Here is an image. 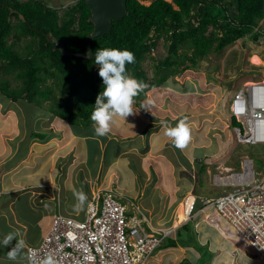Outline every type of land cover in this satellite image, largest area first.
I'll return each instance as SVG.
<instances>
[{
  "label": "rangeland",
  "instance_id": "1",
  "mask_svg": "<svg viewBox=\"0 0 264 264\" xmlns=\"http://www.w3.org/2000/svg\"><path fill=\"white\" fill-rule=\"evenodd\" d=\"M47 1L51 4L57 5L58 7L60 6V12L72 3L71 0ZM143 2V4L149 3V1ZM259 26H261L264 31V18L261 19ZM208 30L210 31L211 27H209ZM166 47V41L159 38L155 47L146 53L141 62V66L144 69L145 76L147 78V87L141 93L142 96L139 99L134 100L133 107L137 110L136 114L127 117L126 120L121 117H115L111 125V129L113 130L122 131L123 129L127 132V141H131L130 148L127 147L124 149L118 147L115 141L119 139H117L114 132L110 130V132L103 138H105L106 143L108 141V147L106 148H114V153L112 154L113 156L111 153H108L107 159L106 156L103 158L100 154L98 155L99 157H94L96 154L92 156V158L94 157L93 159H97L98 162L103 159L99 162V165L95 169L96 173H98L94 178V183L98 182L95 184L94 187H96V189H94L92 193L95 190L113 189V191L120 195L118 196V199L122 201L123 204L127 205L126 207L129 208V212H131L132 208L138 207L151 220V222L155 224L156 227L161 228H165L169 225L173 226V221L175 220L176 215L180 216V220L175 224L178 225L184 223H181V210L179 211L178 209V207L182 205V201L179 199L175 202H170L168 198V196L171 197V194L168 191L171 188L172 180L174 181L173 174H176L179 169H182V171L179 172L180 180L183 182H186L187 180V182L191 183L194 181L195 187L193 191L197 195H201L207 190L221 193L224 188H217L216 186L213 187L210 183L212 173L216 172L217 168L222 169L232 167L234 169H238L239 160L243 155H248L253 158L254 168L258 174L261 175L264 173V147L261 145H244L237 143L233 133L228 129L226 118L229 117L228 106L230 97L236 86L238 84L241 85L248 79H253L255 81L264 79V36H259L257 41L249 38L238 39L233 44H229L224 47L220 52L209 53L206 57L201 59L197 65L194 64L187 69L183 66L178 67V71L176 73L169 75L166 79L149 89V84L155 82L156 79L155 72L157 73L158 71L156 63L157 61L162 60L166 55ZM256 58H258V60ZM97 69L98 66L96 64L93 65L90 71L91 73L86 79H84L83 77L85 71L81 66L77 65L74 67L73 77L76 81L81 80L85 87H88L89 80H91L93 76H96L95 74ZM129 75L132 76L131 73H129ZM3 79L8 80L12 87L17 86L20 83L19 80L14 78L13 73L0 69V81ZM56 82L59 83L60 80L58 79ZM46 83L47 85L53 87V94L59 102H63L67 98L65 92L66 90H63L61 94L59 89L62 87L60 86L59 88V86H55L53 78L48 79ZM49 103L52 104L50 101H44L42 106H38L36 104H28L27 102H23L21 100L11 102L0 93L1 129L3 128L5 131L11 128L14 129L13 123L16 122V127L20 130V133L23 131V133L27 134L33 131L43 133L46 134L45 141L49 138L50 134L57 135L58 131L56 130L58 129L63 135L62 141H65V139H67V132L64 128L62 129L64 123L57 116H54L45 110ZM145 105L149 106V111L144 109ZM68 107L70 110H73L72 102L69 103ZM181 120L184 121L189 130V142L187 141L182 149L177 148L172 144L170 138L164 134L165 129L161 123L163 121L168 122L171 125H175ZM142 123L143 125L146 124V126L142 127ZM71 128L77 136H81L87 131L94 132V125H75L71 126ZM140 128H144V135L141 134L142 131L136 132ZM211 136L213 138L215 136L216 144L215 142L210 141ZM144 137H146V139H143ZM138 138H140V140H137ZM14 139L15 137L13 136L8 141L12 150H14L15 145ZM93 139L97 140V143H103L100 137ZM21 142V147L27 148V141L23 140ZM72 142L74 144L76 141ZM150 142H153V144L155 142H162V144L165 143L168 145L164 147L165 149L163 148V152H158L154 148L152 153H150ZM202 142H205L206 144ZM78 143H80V141L76 142V144ZM213 144L218 146L214 147L215 150L211 147ZM81 145L82 149H86V156H88L87 145L93 146V144H89L87 140V145L85 142L81 143ZM95 145L97 146H94V148L92 147L91 149L98 151L100 148H103L102 144ZM77 147L79 149L78 151H80L79 153L81 154L80 145H77ZM174 148H177L178 150H175ZM203 149L205 153L202 151ZM73 150L74 148H72L69 155H64L65 151H62L61 154L64 155V158L70 157L72 159L73 157L71 156V152ZM130 150H135V152L129 153ZM103 151L104 150L101 152ZM191 154L192 157L194 156L193 159L195 162H191L190 164L188 157H190ZM214 156L216 157L211 160L210 158ZM120 158L126 160L133 159L132 164L136 170L135 178L128 176L126 173L120 176L121 172L124 173L126 172L124 170H127L123 166L124 163ZM181 158L183 159L180 160ZM114 159H120L121 161H119L116 165L118 168L111 166V162ZM198 160L202 161L200 167H198ZM103 161L105 162V165H103ZM151 161H154L152 166L149 165ZM182 161H185L188 165H185L184 167L182 165H179L181 167L174 166V164H178L179 162L182 163ZM88 162L89 161H87V163ZM75 168H77V171L79 170L80 167L78 163L75 165ZM146 172L147 174L145 175ZM23 175L25 174L20 173L18 176ZM143 175V183H146L147 185L149 184L150 187L155 185L158 190L146 188L145 191L142 192L141 189L139 190L137 187V195L133 196V192L130 191L133 187V182L134 180L135 182L138 180L142 181L138 177ZM77 177L79 178V176ZM79 181H81V179H79ZM81 182L77 183L78 189L79 191H83L87 194L88 191L86 190V187H81ZM58 186L59 191H55L59 198V200L55 198L59 207L57 210L64 212H70L73 210L72 213H74L76 211L75 206L78 203L74 196V192H77L78 189L76 188V191L72 189L68 190L69 195L65 194L66 197H64L60 193L61 183ZM166 186L168 187V190L161 189ZM123 191H126V193ZM164 192H167L166 194H168V196L164 197ZM170 199H172V197ZM162 200H164V203H169L174 213L166 215V212L163 213L162 211L161 217L154 216L156 209L160 208ZM54 205L56 204L54 203ZM84 207L85 206H83L81 210H78V212L82 213ZM151 207H153V210H151ZM164 216L167 218L166 220L162 218ZM192 218L186 225V228L189 230L193 229L191 226L193 223V221H191ZM0 225L3 228L6 227L3 225V221L1 220ZM181 232L182 231L179 230L181 236L186 240L187 235ZM24 237V241L26 243V235H24ZM236 240L239 242L238 237ZM245 247L248 248L246 245L241 246L240 248L243 249ZM158 248L151 254L145 264L149 261L151 262L152 260L153 262L151 264L158 262V260V264H166L169 262L168 254L156 255L159 250Z\"/></svg>",
  "mask_w": 264,
  "mask_h": 264
},
{
  "label": "trees",
  "instance_id": "2",
  "mask_svg": "<svg viewBox=\"0 0 264 264\" xmlns=\"http://www.w3.org/2000/svg\"><path fill=\"white\" fill-rule=\"evenodd\" d=\"M71 1V5L60 12V6L47 0H0V69L13 73L20 81L12 87L8 80H1L0 93L12 102L21 100L42 106L44 101H50L52 104H48L47 112L63 123L77 126L93 123L90 116L96 97L103 90L99 69L89 80L88 87L73 77L77 65L85 71L83 78L88 77L95 65V50H131L136 60L126 65V71L146 84L141 62L159 38L165 40L167 52L156 63L158 71L155 72V82L149 84L150 89L176 73L183 64H197L209 53L220 52L238 39L257 41L259 36H264L263 28L259 26L264 18V0H151L149 4L142 3L147 0H126L127 14L112 21L110 32L91 40L94 57L85 58L78 54L84 52L85 38L93 29L89 20L91 12L85 0ZM46 35L59 40L70 54H64ZM181 49L183 52L179 53ZM50 78L54 79L55 86L62 87L59 89L61 94L66 90L67 98L63 102L55 98L53 87L47 85ZM58 79L59 83L56 82ZM141 93L135 99H139ZM70 102L73 110L68 107ZM228 116V129L231 130L238 122L229 110ZM62 127L67 134L70 133L68 125L64 123ZM111 131L122 138L128 135L123 129ZM144 132L143 129L141 134ZM31 137L43 139L46 134L33 131L26 136L27 139ZM166 145L163 143L162 148ZM80 148L84 157L81 145ZM162 148L155 146L158 152ZM153 162L149 165L152 166ZM198 162L200 167L202 161ZM184 165L188 164L185 162ZM167 240L168 245H175L174 239L168 237Z\"/></svg>",
  "mask_w": 264,
  "mask_h": 264
},
{
  "label": "crops",
  "instance_id": "3",
  "mask_svg": "<svg viewBox=\"0 0 264 264\" xmlns=\"http://www.w3.org/2000/svg\"><path fill=\"white\" fill-rule=\"evenodd\" d=\"M13 125L14 129L11 128L7 131L3 128L1 129L0 127V220L3 221V225L6 226L3 228L0 225V239L10 232L19 233L20 235L18 238H22L23 240L25 238L24 235H26L24 249L25 259H18L17 264H27L25 254L26 247L29 246V244H36L41 240L43 234L48 228L51 216L58 211L57 209H59L58 202L55 201V198L59 200L58 194L55 192L57 188L59 189L58 185L61 183L60 193L64 197H66L65 194L69 195L68 190L72 189L76 191V188L78 189L77 183L83 180L86 181L81 182V187H87L88 189L91 188L90 190L93 191L96 189L94 186L98 182L94 183V178L98 173H96L95 169L99 165V162L103 160L101 159L98 162L97 159L93 158L99 157L98 155L100 154L103 158L106 156L107 159L108 153H111V155L114 153V148H106L108 147V141L106 143L105 138L103 137H100L103 143H97V140L93 139L97 137L92 131H87L81 136H77L73 132L71 126L69 127L70 133L66 135L67 139H65V141H62L63 135L58 129L56 131H58V134L60 135L50 134L49 138L45 141V137L43 139H39L37 137L27 139L26 136L29 134L23 133L24 131L20 133V130L16 127V122L13 123ZM143 129L144 128H140L136 132H141ZM114 135L117 139H119L115 141L118 147L124 149L127 147L130 148L131 141H127L126 137L122 138L115 133ZM13 136L15 137L14 150H12L8 143L9 139ZM143 139H146V137ZM215 139V136L214 138L212 136L210 137L211 142H215ZM23 140L27 141V148L21 147V141ZM87 140L88 143L93 144V146H88ZM72 141H80V143L85 142L89 155L86 156V149H83V157L79 153L80 151H78L79 149L77 147V145L81 144H76V142L73 144ZM94 143L98 145L102 144L103 148H100L101 150L99 149L98 151L91 149L92 147L94 148V146H97ZM161 145L162 142H155L154 144L153 142H150V153H152L155 146H157L158 149L160 147L162 148ZM215 146L218 147L214 144L211 146L213 147V150H215ZM72 148H74L71 152V156L73 158H64V155H69ZM163 148L160 149L161 151L159 152H163L165 149ZM102 150L104 151L101 152ZM62 151H65L64 155L61 154ZM202 151L204 152V149ZM132 152H135V150H130L129 153ZM92 156L94 157L92 158ZM188 158L190 164L191 162H195L192 154ZM120 159H122L124 163L123 166L127 169L124 170L126 172H121L120 176L126 173L128 176L135 178L136 170L132 164L133 161L123 158ZM120 159L112 160L113 163L111 162V166L115 168ZM182 159L183 158L180 160ZM87 161H89V165ZM77 163L80 167L78 171L77 168H75ZM182 163L179 162L178 164H174V166L182 165L184 167L185 161H182ZM103 165H105V162ZM181 171L182 169H179L176 174H173L172 172L174 181L172 180L171 188L168 191L171 194L172 199H170L171 197L166 194L167 192H164V197L168 196L170 202H175L179 199L182 201V205L178 207L179 211L181 210L183 203L190 196L206 197L216 196L219 194L214 191L211 192L210 190H207L206 192L204 191L203 194L197 195L193 191L195 187L194 181L191 183L187 182V180L186 182L180 180L179 172ZM20 173H24L26 177L25 175L18 176ZM146 174L147 172L145 175ZM77 176H79V178ZM142 177H144V175L141 177L139 176L138 178L142 180ZM79 179H81V181H79ZM137 187L139 190L141 189L142 192L145 191L146 188L158 190L155 185L150 187L149 184L147 185L146 183H143V180H138L136 182L134 180L133 187L130 189V191L133 192V196L137 195ZM167 188L168 187L166 186L161 189ZM77 191H79V189ZM123 192L126 193V191ZM115 195H117V197L120 196L116 192ZM88 197H90V195ZM88 200L89 198L84 206L87 205ZM54 203L56 205H54ZM199 205L200 204H198V206ZM151 210H153V207H151ZM162 211L163 213L166 212V215L174 213L169 203H164V200L160 203V208L156 209L154 216L161 217ZM72 212L73 210L67 213ZM74 213L79 212L76 210ZM195 215L196 216L191 220L193 221L191 224L193 229L189 230L186 228L187 223L190 221H186L183 224H175L180 220L179 215L175 216L173 226L169 225L165 227L174 228L173 232L168 236L175 240V245H168L167 236L163 244L158 248L159 250L156 255L168 254L169 262L166 264H263L257 259V256L252 248L213 209H207L204 212L196 213ZM162 218L164 220L167 219L165 216ZM153 225L155 226V224ZM179 230L187 235L186 240L181 236ZM237 237L239 238V242L236 240ZM14 243L15 241H13V244ZM244 245L248 248H240ZM10 247L11 245L7 248H0V264H14V262L8 261L6 256ZM149 262L147 264H151L153 260L150 263ZM158 262L153 264H158Z\"/></svg>",
  "mask_w": 264,
  "mask_h": 264
},
{
  "label": "built area",
  "instance_id": "4",
  "mask_svg": "<svg viewBox=\"0 0 264 264\" xmlns=\"http://www.w3.org/2000/svg\"><path fill=\"white\" fill-rule=\"evenodd\" d=\"M230 99V114L241 124L232 127L236 140L264 144V80L244 83ZM240 162L245 178L234 172L214 175L216 187L224 190L201 203L221 199L215 206L219 214L227 217L245 242L264 256V173L254 175L256 170H250L252 158L244 156ZM105 191L103 197L108 195L102 202L92 193L95 200L85 206L83 213L55 212L38 245H30L28 254L37 262L51 254L56 264H145L173 230L155 227L138 207L129 213L127 205L112 195V189ZM184 207L181 223L201 211L196 210L195 199L185 202Z\"/></svg>",
  "mask_w": 264,
  "mask_h": 264
},
{
  "label": "clouds",
  "instance_id": "5",
  "mask_svg": "<svg viewBox=\"0 0 264 264\" xmlns=\"http://www.w3.org/2000/svg\"><path fill=\"white\" fill-rule=\"evenodd\" d=\"M147 1H149V3L151 2V0ZM142 3L144 2L142 1ZM182 52L183 51L181 49L179 53ZM189 54L190 52L188 51V55ZM135 60V54L126 48H100L99 50H95V64L98 66V75L102 79L103 83V90L97 95L94 108L90 116V119L93 122L90 125H94V133L97 137H104L110 132L111 125L115 117H121L126 120L127 117L135 115L137 112V110L133 107L134 100L139 93L147 87V85L143 81L130 76L126 71V65L135 63ZM183 66L187 69L193 65L186 66L183 64ZM248 81L255 80L248 79L241 85ZM241 85L238 84L234 91ZM148 107V105H145L144 109L149 111ZM64 123L69 127L72 126L69 122ZM161 123L165 129L164 134L170 138L172 144L175 147L182 149L189 139V130L184 121H178L175 125H171L168 122L163 121ZM230 131L232 132V128ZM244 156L245 155H243V157ZM86 190L88 191L87 194L83 191L74 192V196L78 201L75 206V210H81L88 199L87 196L92 194V191L87 187ZM56 191L58 192L59 189L57 188ZM61 212L66 213L64 211ZM19 235V233L10 232L0 239V248H7L11 245L10 249L6 253V256L7 260L14 262V264H17L18 259H25V241L22 238H18ZM13 241H15L14 244ZM26 259L27 264H56V260L51 254L47 255L39 262H37L36 258L32 254H28Z\"/></svg>",
  "mask_w": 264,
  "mask_h": 264
},
{
  "label": "water",
  "instance_id": "6",
  "mask_svg": "<svg viewBox=\"0 0 264 264\" xmlns=\"http://www.w3.org/2000/svg\"><path fill=\"white\" fill-rule=\"evenodd\" d=\"M85 2L91 12L89 20L93 23V29L85 38L84 52L78 56L92 58L94 55L91 49V40L110 32L112 21L120 20L127 14V5L126 0H85ZM46 36L49 41H54L56 47L60 48L64 54H70L66 52L59 40L51 35Z\"/></svg>",
  "mask_w": 264,
  "mask_h": 264
},
{
  "label": "bare ground",
  "instance_id": "7",
  "mask_svg": "<svg viewBox=\"0 0 264 264\" xmlns=\"http://www.w3.org/2000/svg\"><path fill=\"white\" fill-rule=\"evenodd\" d=\"M257 60H258V58H256ZM255 60V59H254ZM264 79H261L260 81H263ZM235 91H237V89L235 90ZM236 120V119H235ZM241 124L240 123H238V125L236 124L235 126H240ZM237 138V137H236ZM236 138H235V140H236ZM237 141V140H236ZM237 143H239V144H246V145H254L255 143H253V142H251V141H247L246 140V143H244V142H240V141H237ZM259 145H261V146H263L264 147V144H259ZM243 157V156H242ZM241 157V158H242ZM245 157H249V158H251L250 156H248V155H245ZM242 162H239V165H238V169H235L234 170V168H232V167H226V168H222V169H220V168H217L216 169V172H213L212 173V175H211V178H210V183H211V185L214 187V186H216V184L215 183H217V182H215V181H213V177H214V175L216 176V177H218L220 174H223V173H231V172H234L235 174H239L238 175V177L239 178H245V176H246V174L245 173H241V168H242V164H241ZM245 169L246 170H248L247 169V165L245 164ZM250 170L251 171H255L256 169L254 168V162L252 163V169L250 168ZM256 174H258V172H256L254 175H256ZM106 191L105 190H95L94 192H93V194H94V198H102V199H98V201H100V202H102L103 201V199L106 197V195H108V193H106V195H105V197H103V194L105 193ZM97 193V194H96ZM112 195H114V196H116L115 195V192L114 191H112ZM212 197H214V196H206V197H203V196H190L185 202H191V201H193L194 199H195V202H196V204H201L200 205V207H197L196 208V210H201L200 212H204L205 210H207V209H213L218 215H220L219 214V211L216 209V204H217V202H218V199L219 198H216V200L214 201V202H205V201H202V203H201V200L202 199H206V198H212ZM117 199V201L118 202H121L122 203V201H120L119 199H118V197H116ZM115 199V198H114ZM95 199H93L92 198V195H90V197H89V200H88V203H87V205L86 206H88V204L90 203V202H92V201H94ZM219 200H221V199H219ZM222 201V200H221ZM185 202L183 203V206H182V208H181V218H182V220L184 219V210H185V207H184V205H185ZM123 204V203H122ZM59 211V210H58ZM58 211H56V212H58ZM132 212V211H131ZM126 213V215H127V211L125 212ZM130 213V212H129ZM144 214V213H143ZM145 215V214H144ZM196 216V215H195ZM194 216V217H195ZM234 230H235V228H234V226L232 225V224H230V222L228 221V218L227 217H225L224 215H220ZM52 217V216H51ZM146 217V216H145ZM50 224V223H49ZM48 227H49V225H48ZM48 229V228H47ZM166 229H174V228H166ZM236 231V233L241 237V234H240V232L239 231H237V230H235ZM46 232V231H45ZM156 232H154V234H155ZM157 234L158 235H160V233L159 232H157ZM168 236V235H167ZM167 236H165L164 237V239H163V241L167 238ZM242 238V237H241ZM243 239V238H242ZM244 240V239H243ZM245 241V240H244ZM32 245H34V244H32ZM36 245H38V244H36ZM249 245V244H248ZM250 246V245H249ZM30 247V245L29 246H27L26 247V255L29 253L28 252V248ZM251 247V246H250ZM252 248V247H251ZM253 249V251L255 252V254H256V256H257V259L258 260H260L263 264H264V256L262 255V253L260 252V251H257L256 252V250H254V248H252ZM27 257V256H26Z\"/></svg>",
  "mask_w": 264,
  "mask_h": 264
}]
</instances>
